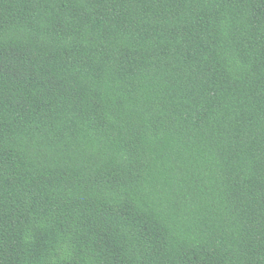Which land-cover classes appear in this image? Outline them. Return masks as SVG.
<instances>
[{
    "label": "trees",
    "instance_id": "trees-1",
    "mask_svg": "<svg viewBox=\"0 0 264 264\" xmlns=\"http://www.w3.org/2000/svg\"><path fill=\"white\" fill-rule=\"evenodd\" d=\"M0 264H264V0H0Z\"/></svg>",
    "mask_w": 264,
    "mask_h": 264
}]
</instances>
